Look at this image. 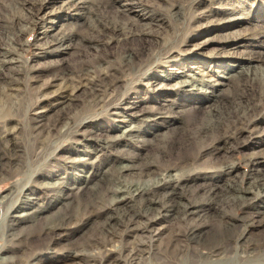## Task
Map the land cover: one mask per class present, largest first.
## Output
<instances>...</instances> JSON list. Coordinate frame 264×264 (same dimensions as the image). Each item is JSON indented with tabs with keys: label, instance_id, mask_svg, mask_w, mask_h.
I'll return each mask as SVG.
<instances>
[{
	"label": "bare ground",
	"instance_id": "1",
	"mask_svg": "<svg viewBox=\"0 0 264 264\" xmlns=\"http://www.w3.org/2000/svg\"><path fill=\"white\" fill-rule=\"evenodd\" d=\"M15 1L17 9L23 5L34 13V6H27L23 0ZM115 3L116 0H100L94 5L83 6L71 27H75L79 18L81 22L87 21L89 28L95 32L100 31V26L107 27L113 35L121 33L113 39L125 46L113 58L101 55L94 62L87 60L80 67L70 69L62 64L27 98L22 84L24 73L12 70V64L22 63V53L29 49L22 41V35L27 30L21 21L27 18L13 13L9 23L0 25V78L3 80L0 84V181L20 177L31 166L37 169L43 166L41 171H36L38 173L34 179L33 172L23 183L14 182L11 190L0 199V203L9 202L13 206L20 200L9 215L8 209L4 212L2 226L5 232L0 239L3 241L1 249L5 251L1 257L2 264H32L34 257L38 260L35 264L53 259L69 261L70 264H264V212L254 208L251 202L257 197L264 198V180L257 183L256 189L238 184L237 181L243 183L244 180L241 177L234 179L236 163L229 158L220 162L212 176H204L200 174L202 170H196L200 157L229 149L230 144L247 131L258 128L257 125L263 121L264 69L239 58L236 66L223 65V70H219L221 75H218L222 81H218L211 76L207 80L208 74L191 66L195 74L201 77L192 75L191 81L185 80L183 84L191 87V94H195L191 99V105L195 106L191 107V114L187 113L191 116L187 121L180 120L175 103L153 107L133 102L129 107L121 108L117 102L121 81L124 76L141 71L142 63L151 56L153 33L146 29L134 30L130 26H111L107 23L104 19ZM13 8L10 10L16 11ZM245 19L248 18H228L225 21L235 25ZM16 22L19 23L17 27ZM66 29L53 36L48 44L37 46V50H40L37 55L42 57L43 54L68 49L71 45L78 46L74 42L78 33ZM259 34H264V31H259ZM82 38L86 41L83 44L86 48H97L103 41L87 35ZM134 41L139 43L138 47L131 44ZM14 43L17 44L15 47L12 46ZM183 69H186V64ZM235 77L238 78L237 87L232 91ZM204 82L209 84L210 91L203 89ZM155 84L161 89L165 88L161 82ZM78 93L84 96L81 104L75 106L72 100ZM148 100L153 99L150 97ZM25 103L32 148L20 146L22 143L18 136L23 126L17 115L21 116ZM61 103H66V111L48 117L50 108ZM116 106L115 110L121 108L122 112L108 113V117L131 115L173 129L172 136L164 134L153 146L157 161L151 162L148 153H144L146 156L143 157L148 144L136 143L138 140L123 141L127 149L115 150V140L120 138L102 136L98 130L85 135L87 125L83 124V120ZM175 122L178 124L172 128L170 125ZM122 128L121 125L112 126V130ZM123 132L129 138H134L142 136V133L154 135L155 129L144 130L133 126L125 128ZM80 135L89 137V146L103 153V158L93 167L91 177L84 175L87 167L85 159L81 157L65 158L64 166L51 169L49 174L42 172L52 168V162L58 159L53 156L47 162L45 157L53 140L70 137L69 140L78 143L75 138ZM136 146L140 148L139 152L129 149ZM62 149L68 154L72 151L77 153L74 152L75 146ZM139 158L141 162H138ZM263 163L264 146L248 157L253 174L260 170ZM68 167H77L75 169L80 173L63 179L59 177L53 187L37 189L39 178L50 177ZM113 167H117L121 174L108 179V171ZM131 169L139 173V180L126 182L122 177L125 171ZM227 176L232 181H228ZM199 178L205 179L208 185L210 183L208 188L205 187L206 197L185 203L180 209L176 205L177 198L182 196V190L189 182ZM91 183L94 186H90ZM100 184L103 187L98 191L97 185ZM114 184L124 188H116ZM24 187L27 189L23 192ZM65 188L80 193L89 191L92 199L85 203L77 201L73 213L59 223L42 226L36 233L25 235L16 231L18 223L31 220L47 209L37 202L43 195L53 197L52 200L47 198L51 204L60 202L61 196L69 198L68 193L58 192ZM157 193H161L162 200ZM227 207H234L238 213L233 214L231 208L228 210ZM164 209L170 212L167 221H172L171 225L164 226L161 219L149 214V211ZM207 210L214 212L211 220L195 219V214L200 217ZM92 224L96 228L89 231L88 226ZM75 232L80 233L81 240L71 246L72 242L68 240ZM35 238H39L41 244L34 246ZM65 239L67 244L56 249ZM88 248H98L100 252L87 253L85 249ZM43 251L48 253L44 254Z\"/></svg>",
	"mask_w": 264,
	"mask_h": 264
},
{
	"label": "rangeland",
	"instance_id": "2",
	"mask_svg": "<svg viewBox=\"0 0 264 264\" xmlns=\"http://www.w3.org/2000/svg\"><path fill=\"white\" fill-rule=\"evenodd\" d=\"M23 1L27 6L35 7L33 11L35 15L29 12L26 6L23 7L22 5L21 8L17 9L16 7H18V4L15 0H0V25L2 26V23L4 25L5 22L9 23L13 13L27 18L25 21H21L27 30L26 33L22 35V41L29 46V49L23 52V55L21 54L22 63L12 64V70H20L25 75L22 84L26 90V98L30 97L38 84L40 85L47 81L49 79V74L62 64H65L66 67L70 69L73 67H80L84 62H87V60L94 62L98 59V56L101 55H108L113 58V55L118 53L125 46L124 44H117L113 39L114 37H118L121 33L113 35L112 31L107 27L100 26V31L95 32V30L93 31L92 28H89L87 21L81 22L80 18L79 22L75 23V27H71L82 11L83 6L94 5L100 0ZM179 4L181 5L180 8L178 7ZM13 7L16 8V11L10 10ZM109 11V14L104 20L111 26H130L134 30L146 29L153 33L151 38V56L146 60L144 59L145 61L142 63L141 71L124 76L121 81L117 101L120 103L121 108H127L131 106L133 102L141 106L150 105L153 107H161L166 104L175 103V109L177 115L180 116V120L187 121L191 119V116H189V114L192 113L191 107L195 106L191 105V99H193L195 94H191V87L183 86V84H185V80L191 81L192 75L198 78L201 77L195 74V70L208 74L206 77L207 80H210L211 76L214 80L222 81L221 77L218 76L221 75L219 70H223V65L225 64L226 67L228 65H238L239 58L249 60L250 65H257L261 69H264V34H259V31H264V0H116L113 7L109 8ZM232 12H234V14L230 15ZM238 17H246L248 19L240 21L235 25H231L228 21H225L228 18L235 19ZM15 25L17 27L19 23L16 22ZM64 29H66V31L73 30L78 33L74 37V42L78 43L79 48L78 46L71 45V47L63 51L50 55L43 54V56L41 55L42 57H39L37 53H40V50H37L36 47L48 44L53 36L58 35L59 32ZM83 35L100 38L103 40L101 42L102 44L97 48H86L83 46V44H86L85 39L82 38ZM131 44L134 47L139 46V43L136 41ZM15 45L17 44H12L14 47ZM252 57L256 59H250ZM249 61H247V63H249ZM184 64H186V69H183ZM191 66H196V69H191ZM237 81L238 78L235 77L234 83L232 84V91L236 90ZM2 82L3 80L0 78V84ZM158 82L165 84V88L161 89L157 87L155 83ZM203 84V89L210 91L211 87L207 86L208 83L206 84L204 82ZM221 93L224 95L230 94L229 92ZM83 96L84 95L78 93L77 97L72 100L73 104H75V106L81 104ZM150 97H152V101L148 100ZM65 104L66 103L53 105L47 112V116L54 117L66 111L67 107ZM117 107L118 106L114 108L109 107L83 120V124L87 125L84 129L85 135H91L93 130H98L101 132L102 136L109 135L110 137L120 138L115 140V150L127 149L124 143L125 141L132 139L135 142L138 140L136 143L148 144L145 151L143 150V154L148 153L151 162L154 160L157 161L158 157L154 154L153 146H155L157 141H159L164 134L169 137L172 136L174 134L172 131L173 129L170 130L169 128L171 127L165 126V124L156 125L154 122H145L131 115H126V117L112 115L108 117V113H113L115 111L122 112L121 108L120 110H115ZM26 109L27 104L25 103L21 116H19V114L17 115L18 119L22 121L21 125L23 126L18 136L20 143H22L20 146L32 148V140L30 138V133H28L30 132V123L27 121L29 114L27 112V116L25 115ZM188 112L189 114H187ZM171 124L170 126L175 128L178 123L175 122ZM113 125H121L123 130L133 126H137L144 130H151L154 128L155 134L142 133L140 137L129 138L122 129L112 130ZM257 126L258 128L255 127L251 132L247 131L244 135L240 136L238 140H235L236 142L234 141L230 144L229 149L216 151L204 157H200L196 170H202L200 174L204 176H212L213 170L220 165V162L229 158L236 163V169L233 172V175L236 176L234 179H239V177H241L244 180L243 183H240V180L237 181L238 184L256 189L257 183L264 180V163L260 166V170L253 174L251 172V166L248 164V157L252 152L264 146V119ZM87 138L89 137L85 138L83 135L77 136L75 141L78 140V143L69 140L70 137L65 140H53L49 145V150L45 157L47 162H49L53 156H57L58 159H56V162H52V168L50 167L49 170H42V172L46 171V173L49 174L51 169L57 166H64L66 161L65 158L70 160L74 157H81L85 159L84 163L87 167L84 175L91 177L93 167L103 158V153L90 147ZM74 146V152H77L76 154H74L73 151L70 154L63 152L65 150L62 148ZM129 149L134 152H139L140 148L136 146V148L131 147ZM145 156L144 154L143 157ZM138 162H141V158L138 159ZM125 163L131 164L137 162ZM42 168L43 166L39 169L31 166L20 177L0 181V199L11 190L14 182L20 181V183H23L33 172L34 175L32 179H34ZM75 168L68 167L62 170L63 172L58 171L53 173L50 177L36 178L39 180L36 183L37 189L40 190L47 186L53 187L57 184L56 182L59 177L63 179V177L69 175H77L79 171ZM155 171H157V168ZM120 174V170L117 167H113L108 171L107 176L109 179ZM138 174V172H134V170L131 169L125 171V176L123 175L122 178H124L126 182H131L132 180L138 181L140 176ZM253 175L254 177L252 178ZM144 178L143 180H145ZM204 180L203 178H199L191 181L182 190V196H179L176 202V205L180 207V209H182V205L185 203L190 201L194 202L201 197H206L204 194H206V188L210 186V183L208 185L206 180ZM227 180L230 181L231 179L227 176ZM224 183L225 182L222 184ZM103 184L97 185L98 191H101ZM92 185L93 183L90 184V186ZM114 186H116V188H124L122 185L118 187V184H114ZM26 189L27 187H24L23 192ZM58 192L59 194L68 193L70 197L63 198L61 196L60 202L51 204L48 200H52L53 197L43 195L44 199L42 198L37 202L38 204L45 205L47 209L38 213V216L31 220L18 223L16 231L25 235L36 233L42 226L59 223L66 216L73 213L77 201L81 200L85 203L92 199L89 191L80 193L78 190L65 188L64 191L59 190ZM157 194L161 197V193ZM19 201H17L14 206H16ZM54 201L56 200H53V202ZM251 202L254 204V208L264 212V198L257 197ZM14 206L9 202L8 204L0 203V239L2 235L4 236L5 232L2 226L3 220L5 219V209H8L9 212L7 215H9ZM227 208L228 210L231 208L230 211H232L233 214L238 213L234 210V207ZM25 211L30 212V210ZM22 212L24 211L22 210ZM212 212V210H207V212H204L200 217H196V214L194 216L195 219L209 221L211 220V215L214 213ZM239 213L241 214L242 212L240 211ZM149 214L161 219L164 226L173 223L172 221H167L170 212L165 209L161 211H149ZM37 220L39 223H37ZM88 228L89 231H94L96 226L92 224L89 225ZM161 228H163V226ZM79 240H81V235L79 232H75L70 236V240L68 241L72 242V244H70L71 246H74ZM64 241L55 248H63V246L67 244L66 239ZM39 244H41L40 239L35 238L33 245L37 246ZM2 245L3 241L0 240V264H2L1 257L5 254V251L1 249ZM85 252L96 253L100 252V249L88 248L85 249ZM43 253L46 254L48 251H43ZM36 261L38 260L35 257L31 259L32 264L37 263ZM68 262L69 261H57L53 259L43 262V264H70Z\"/></svg>",
	"mask_w": 264,
	"mask_h": 264
}]
</instances>
